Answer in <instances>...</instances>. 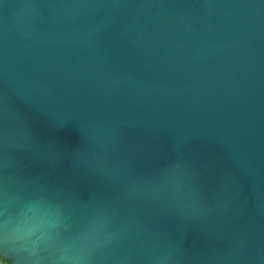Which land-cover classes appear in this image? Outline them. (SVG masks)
I'll list each match as a JSON object with an SVG mask.
<instances>
[{
    "label": "water",
    "instance_id": "95a60500",
    "mask_svg": "<svg viewBox=\"0 0 264 264\" xmlns=\"http://www.w3.org/2000/svg\"><path fill=\"white\" fill-rule=\"evenodd\" d=\"M0 253L264 264V0H0Z\"/></svg>",
    "mask_w": 264,
    "mask_h": 264
},
{
    "label": "clouds",
    "instance_id": "9594fccd",
    "mask_svg": "<svg viewBox=\"0 0 264 264\" xmlns=\"http://www.w3.org/2000/svg\"><path fill=\"white\" fill-rule=\"evenodd\" d=\"M4 257L7 264H15V259L13 256L7 255V254H0Z\"/></svg>",
    "mask_w": 264,
    "mask_h": 264
},
{
    "label": "flooded vegetation",
    "instance_id": "af4514ba",
    "mask_svg": "<svg viewBox=\"0 0 264 264\" xmlns=\"http://www.w3.org/2000/svg\"><path fill=\"white\" fill-rule=\"evenodd\" d=\"M1 254H4V253H1ZM15 259V258H14ZM0 264H7V262L5 261L4 257L2 255H0ZM15 264H18L16 262V259H15Z\"/></svg>",
    "mask_w": 264,
    "mask_h": 264
},
{
    "label": "trees",
    "instance_id": "16d2710c",
    "mask_svg": "<svg viewBox=\"0 0 264 264\" xmlns=\"http://www.w3.org/2000/svg\"><path fill=\"white\" fill-rule=\"evenodd\" d=\"M1 254V253H0Z\"/></svg>",
    "mask_w": 264,
    "mask_h": 264
}]
</instances>
